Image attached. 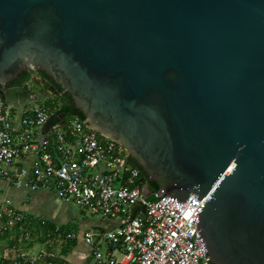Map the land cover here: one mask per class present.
Listing matches in <instances>:
<instances>
[{
	"label": "water",
	"instance_id": "water-1",
	"mask_svg": "<svg viewBox=\"0 0 264 264\" xmlns=\"http://www.w3.org/2000/svg\"><path fill=\"white\" fill-rule=\"evenodd\" d=\"M24 70L61 93L34 79L6 89ZM32 94H68L122 146L158 187L144 202L205 198L208 264H264V0H0V102Z\"/></svg>",
	"mask_w": 264,
	"mask_h": 264
},
{
	"label": "built area",
	"instance_id": "built-area-1",
	"mask_svg": "<svg viewBox=\"0 0 264 264\" xmlns=\"http://www.w3.org/2000/svg\"><path fill=\"white\" fill-rule=\"evenodd\" d=\"M38 96L32 94L17 106L0 102V179L28 193L53 192L58 201L91 215L120 220L119 226L101 235L81 234L90 249L91 264H208L195 227L205 198L199 203L188 196L182 204L156 195L153 201L144 202L140 170L130 165L123 147L76 116L43 134L47 118L60 107L23 108ZM18 106L23 109L17 115ZM27 160L29 167L18 166ZM138 203L144 205V213L125 222L130 207ZM27 228L24 215L0 188V264H53L49 252L30 256L18 246L30 239ZM15 237L12 246L3 245L4 238ZM75 237L68 233L62 240L56 235L48 242Z\"/></svg>",
	"mask_w": 264,
	"mask_h": 264
},
{
	"label": "rangeland",
	"instance_id": "rangeland-1",
	"mask_svg": "<svg viewBox=\"0 0 264 264\" xmlns=\"http://www.w3.org/2000/svg\"><path fill=\"white\" fill-rule=\"evenodd\" d=\"M54 100L45 94L44 96H38V100L31 104L26 105L23 108H31V107H45L51 108ZM58 106L60 105L57 102ZM21 106L15 108V112L18 115L20 110L23 109ZM16 122V120L14 121ZM1 183V182H0ZM0 186H2L0 184ZM21 192L11 187L8 191V196L12 200L13 204L16 207H20V200H21ZM33 198H37L34 202ZM29 202V205L32 207L30 210V214H33L31 218V226L29 227L30 231L32 232V236L26 242L29 244L27 246L26 252L28 255L33 256L37 255L41 252H46L49 247H52L54 250H60V248L65 247V243H57L55 246H51L47 243L42 241V237L39 238L40 230L37 231L36 229L40 226V222L42 221L45 224H49L58 228L67 226L68 228H73L76 230L78 226H85L87 224V220L91 221H99V216L90 215L87 211L76 207L75 205L68 203V204H61L53 194V192L49 191H38L36 193H31L29 196L26 197ZM26 202V203H27ZM35 216V217H34ZM51 248V249H52ZM46 249V250H45ZM58 255V254H57Z\"/></svg>",
	"mask_w": 264,
	"mask_h": 264
},
{
	"label": "crops",
	"instance_id": "crops-1",
	"mask_svg": "<svg viewBox=\"0 0 264 264\" xmlns=\"http://www.w3.org/2000/svg\"><path fill=\"white\" fill-rule=\"evenodd\" d=\"M29 160H30V162L33 161V159H29ZM18 166L29 167L30 163L27 160L24 162H19ZM0 182H1L0 184L2 185V186H0V188L8 196V191L12 186H9L8 182L3 180V179H0ZM16 190L21 192V194H22L21 196H23V197H21V200L19 201L21 204L20 207H16L14 204L13 205L24 215L25 223H26L27 227H30L32 224L31 222L33 221V220L31 221V219H33V218H31L33 216V214H30V210L32 207L29 205L30 201L27 202L28 200L26 199V197L29 196L31 193H36V192L28 193V192L23 191V190H19V189H16ZM36 199L37 198H33L34 202L36 201ZM60 203L61 204H68V203H64V202H60ZM41 223H42V221L40 222V224ZM120 224H121L120 220H117V219L116 220H106V219H103L101 217H100V220L96 221V222L91 221V220H87V224L85 226L80 225V226H78V228L76 230H74V227L70 228V233H74L76 235V237H75V239L63 242L66 245L69 243L73 244V246L71 247V249L67 253L63 252L66 245L64 248H60V250H58V253H57V250H54L52 247H49V249H47V250L45 249V250H46V252H49L50 254H52L53 264H91V257H90V253H89L90 249L82 241L81 234L85 231H91L93 233L101 235V234H103V232L105 230L113 229V228L119 226ZM41 236H42V233H40L39 238H41ZM48 241L49 240H47L45 242H48ZM45 242H44V244H45ZM26 244L27 243H24L21 245L18 244V246L20 248H23L24 250H26L27 249ZM47 244H49L51 246H55L57 243L49 242ZM3 245L5 247L9 248L10 246L13 245V243L11 242L10 239L4 238Z\"/></svg>",
	"mask_w": 264,
	"mask_h": 264
},
{
	"label": "trees",
	"instance_id": "trees-1",
	"mask_svg": "<svg viewBox=\"0 0 264 264\" xmlns=\"http://www.w3.org/2000/svg\"><path fill=\"white\" fill-rule=\"evenodd\" d=\"M35 72H37V71L24 70V71L21 72V74H19V75L16 77V79H15L13 82L8 83L7 85H8L9 87H19V86H22V85L24 84V82H26V81H28V80L30 79V77H31V73H32L33 75H39V76H41V77L46 78V76H45L43 73H41V72H37L38 74H35ZM55 90L58 92V94L61 93V90L59 89V87L56 86V87H55ZM52 99L54 100V103L51 105V106H52L51 108H59V107H61L63 104H67L68 107H69V111H68V113L66 114V117H67V118H69V117H71V116H76V117H78V118L81 119V120L84 119V118H83V115L81 114V112L78 111V110L75 108V106L73 105L72 100H71V98H70V96H69L68 94H63V95L54 96ZM57 102H59V104H60L59 106H58ZM128 161H129V163H130V165H131L132 167H136V168H138V167L136 166V164L134 163L133 160L129 159ZM138 169H139V168H138ZM139 170H140V169H139ZM140 177H141V178H140V183H141L142 186L148 185L149 188H150L154 193H156V192L158 191V187L156 186V184H155V183H152V182H149V181L147 180V177L143 174V172H142L141 170H140ZM27 229H28V231L30 232V234H31V236H32V232L29 230L30 228L28 227ZM36 230H37V231L40 230V232L42 233V236H41V237L44 236L43 238H41L43 242H45V241H47V240H51V239H52L53 237H55L56 235H59L60 239L63 240V239L65 238L66 234L70 233V228H68L67 226H65V227H61V228H58V231L55 232V226H52V225H49V224H45V223L40 224V226H38V228H37ZM11 242H12L13 244H15V243H16V237L13 238V239L11 240ZM25 242H28V241H25ZM28 243H29V242H28ZM28 245H29V244H26V246H28ZM72 246H73L72 243H71V244H70V243L67 244L66 247L64 248L63 252H64V253H67V252L71 249Z\"/></svg>",
	"mask_w": 264,
	"mask_h": 264
},
{
	"label": "flooded vegetation",
	"instance_id": "flooded-vegetation-1",
	"mask_svg": "<svg viewBox=\"0 0 264 264\" xmlns=\"http://www.w3.org/2000/svg\"><path fill=\"white\" fill-rule=\"evenodd\" d=\"M35 74H38L37 72H35ZM31 79H34V80H38L39 82H45V81H48L52 86H54V88L56 87L55 85H54V83L50 80V79H48V78H44V77H41V76H39V75H33L32 73H31V77H30V79L28 80V81H30ZM5 88L7 89V88H12V87H9L7 84L5 85ZM51 98H53V96H50ZM67 117H66V115H65V119H66Z\"/></svg>",
	"mask_w": 264,
	"mask_h": 264
}]
</instances>
